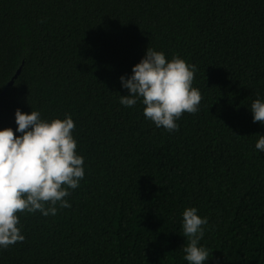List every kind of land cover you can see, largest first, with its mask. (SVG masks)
Wrapping results in <instances>:
<instances>
[{
  "label": "trees",
  "instance_id": "trees-1",
  "mask_svg": "<svg viewBox=\"0 0 264 264\" xmlns=\"http://www.w3.org/2000/svg\"><path fill=\"white\" fill-rule=\"evenodd\" d=\"M148 47L196 66L203 99L178 131L157 128L141 101L120 103V77ZM256 99L264 0H0V130L15 133L17 109L71 116L85 170L70 208L19 214L25 240L0 264H188L192 207L208 221L204 264H264Z\"/></svg>",
  "mask_w": 264,
  "mask_h": 264
},
{
  "label": "clouds",
  "instance_id": "clouds-1",
  "mask_svg": "<svg viewBox=\"0 0 264 264\" xmlns=\"http://www.w3.org/2000/svg\"><path fill=\"white\" fill-rule=\"evenodd\" d=\"M196 66L179 56L170 61L162 51L147 48L145 56L132 68V75L120 77L129 95L120 96V103L133 107L144 105L143 114L157 128L178 131L176 123L184 113L196 114L203 99L193 87ZM253 123L264 125V101L251 103ZM15 133L12 128L0 130V249L23 242L19 214L40 212L55 216L59 208H70V190L84 179V158L77 154L71 116L46 121L38 111L30 114L15 112ZM255 148L264 152V136ZM197 209L187 208L182 217L183 235L189 243L183 248L188 264H204L209 252L199 246L207 218Z\"/></svg>",
  "mask_w": 264,
  "mask_h": 264
},
{
  "label": "water",
  "instance_id": "water-1",
  "mask_svg": "<svg viewBox=\"0 0 264 264\" xmlns=\"http://www.w3.org/2000/svg\"><path fill=\"white\" fill-rule=\"evenodd\" d=\"M19 71H20V70H19ZM19 71H18V73H19ZM10 84H12V82H11Z\"/></svg>",
  "mask_w": 264,
  "mask_h": 264
}]
</instances>
